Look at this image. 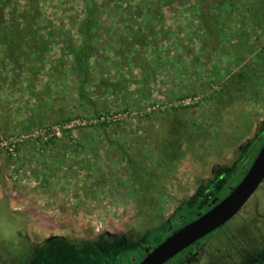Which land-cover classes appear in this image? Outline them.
Returning a JSON list of instances; mask_svg holds the SVG:
<instances>
[{"label":"rangeland","instance_id":"374dc122","mask_svg":"<svg viewBox=\"0 0 264 264\" xmlns=\"http://www.w3.org/2000/svg\"><path fill=\"white\" fill-rule=\"evenodd\" d=\"M96 1L88 102L79 100L71 53L81 0H38L35 25L48 55L41 45L31 55L0 45V139L75 116L197 101L75 128L52 149L27 142L13 157L0 148V264L97 262L82 232L136 225L148 234L197 186L225 194L264 141V0ZM4 3L7 24H22L27 0ZM123 153L152 184L134 181ZM214 232L219 248L206 252L217 253L216 264L257 263L250 248L264 255V179ZM163 235L153 230L145 242Z\"/></svg>","mask_w":264,"mask_h":264},{"label":"flooded vegetation","instance_id":"af4514ba","mask_svg":"<svg viewBox=\"0 0 264 264\" xmlns=\"http://www.w3.org/2000/svg\"><path fill=\"white\" fill-rule=\"evenodd\" d=\"M247 169L243 171L241 178ZM239 181H237L232 186H235ZM204 189V185L197 186L194 192L189 195L188 200L184 201L182 204L180 203L176 208L173 209L169 218L166 220L160 219L158 222L159 224L156 226L154 225L151 228V232L157 229H162L164 231L163 238L160 240V242L185 223L195 219L199 214L207 211L213 205V200L216 202L222 199L230 191L229 187L227 188L225 194L221 195L206 193ZM192 204L196 205L194 211L191 209L193 206ZM5 213L6 212L2 214H4L3 216L6 218L7 216ZM8 221L10 223L12 222L11 219ZM142 226L143 225L140 224V227ZM135 227L136 225L131 226V229L129 230H121L111 233H96L94 231L82 232L78 237L79 242L87 243L90 249L93 251L95 258L98 260L97 262L90 264H137L145 257L146 251H150L160 242L158 241L155 244H149L147 241L145 242V239L148 240V234L150 231L148 234H146L141 229L136 230ZM215 230L211 231L200 239H197L163 264H216L215 262L218 261L216 256L217 253L206 252V250L210 247H213V249L219 248L217 247L218 237L213 236ZM6 236L9 237V234ZM25 241H28V236H25ZM25 246H28V242H26ZM250 249L252 250L251 254H256L258 258L255 259V261L257 260L258 264H264V255H262L263 253L261 249L258 248L257 250L256 246H253ZM260 255L261 257L259 258ZM249 264L253 263L249 262Z\"/></svg>","mask_w":264,"mask_h":264},{"label":"trees","instance_id":"16d2710c","mask_svg":"<svg viewBox=\"0 0 264 264\" xmlns=\"http://www.w3.org/2000/svg\"><path fill=\"white\" fill-rule=\"evenodd\" d=\"M84 9V17L80 21L78 26L79 45L75 49L71 50L74 60V73L77 80V91L79 100L83 103L90 101L88 95L85 92L84 85L90 79L88 60L94 51V28L96 27L99 17L100 8L96 0H81ZM5 3L4 0H0V45H4L10 52L15 50L23 53L25 49H28L29 55L33 52H39L38 48L41 45L42 51L40 54L44 56L48 55L49 47L43 37L39 34V31L35 25L39 19L38 0H27V9H25L18 18L22 21V24L14 22L16 18L9 19L11 24L5 20L4 16ZM32 48V49H31ZM66 118L65 120H68ZM63 120V121H65ZM125 155L124 160L130 167L131 177L134 181L142 184L143 188L148 187L150 181V175L140 174L138 172L137 163L130 157ZM162 219V218H161ZM151 236V232L148 234V238Z\"/></svg>","mask_w":264,"mask_h":264},{"label":"water","instance_id":"95a60500","mask_svg":"<svg viewBox=\"0 0 264 264\" xmlns=\"http://www.w3.org/2000/svg\"><path fill=\"white\" fill-rule=\"evenodd\" d=\"M264 179V141L241 180L229 193L195 219L185 223L163 239L137 264H163L185 247L220 227L247 202Z\"/></svg>","mask_w":264,"mask_h":264},{"label":"built area","instance_id":"2783aa9c","mask_svg":"<svg viewBox=\"0 0 264 264\" xmlns=\"http://www.w3.org/2000/svg\"><path fill=\"white\" fill-rule=\"evenodd\" d=\"M196 101V97L187 96L173 101L151 102L137 110L129 109L125 112L118 113L75 116L57 124L31 129L25 133L9 134L0 139V148H2L6 154L15 157L20 146L27 142H33L37 149L42 151L43 148H49L54 140L69 134L75 128L108 125L128 118L133 120L136 116H145L156 111L161 112L171 108L185 107L194 104Z\"/></svg>","mask_w":264,"mask_h":264},{"label":"crops","instance_id":"0c3cea01","mask_svg":"<svg viewBox=\"0 0 264 264\" xmlns=\"http://www.w3.org/2000/svg\"><path fill=\"white\" fill-rule=\"evenodd\" d=\"M56 142H58V140L53 141L52 145L49 148L52 149V147H54V145L56 144ZM26 153H28V150L26 151Z\"/></svg>","mask_w":264,"mask_h":264}]
</instances>
